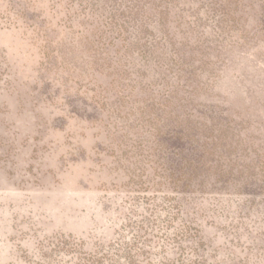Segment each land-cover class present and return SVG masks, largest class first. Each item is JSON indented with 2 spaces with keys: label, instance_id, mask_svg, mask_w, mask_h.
Segmentation results:
<instances>
[{
  "label": "rangeland",
  "instance_id": "rangeland-1",
  "mask_svg": "<svg viewBox=\"0 0 264 264\" xmlns=\"http://www.w3.org/2000/svg\"><path fill=\"white\" fill-rule=\"evenodd\" d=\"M0 264H264V0H0Z\"/></svg>",
  "mask_w": 264,
  "mask_h": 264
}]
</instances>
